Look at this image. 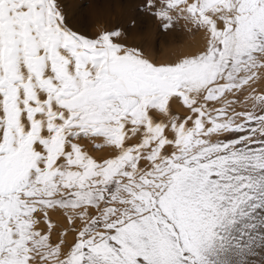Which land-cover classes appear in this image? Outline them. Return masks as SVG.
<instances>
[{"label": "snow or ice", "instance_id": "1", "mask_svg": "<svg viewBox=\"0 0 264 264\" xmlns=\"http://www.w3.org/2000/svg\"><path fill=\"white\" fill-rule=\"evenodd\" d=\"M133 7L196 45L0 0V264H264V0Z\"/></svg>", "mask_w": 264, "mask_h": 264}, {"label": "rangeland", "instance_id": "2", "mask_svg": "<svg viewBox=\"0 0 264 264\" xmlns=\"http://www.w3.org/2000/svg\"><path fill=\"white\" fill-rule=\"evenodd\" d=\"M69 18L74 29L87 35H94L100 26L109 29L120 27L128 31V43L142 47L146 54L160 61L175 60L191 50L196 36L178 30L174 37L159 30L154 22L137 15L133 5L138 0H65ZM136 19L138 27L128 30ZM194 36V37H193ZM192 37V38H191ZM94 155L99 153L94 152Z\"/></svg>", "mask_w": 264, "mask_h": 264}, {"label": "bare ground", "instance_id": "3", "mask_svg": "<svg viewBox=\"0 0 264 264\" xmlns=\"http://www.w3.org/2000/svg\"><path fill=\"white\" fill-rule=\"evenodd\" d=\"M193 37H194V36H193ZM191 38H192V37H191ZM197 40H198V37H196V39L193 40V41L190 43V45H191V44H192V45H196ZM192 48H194V46H193ZM192 48H191V49H192ZM176 58H177V56H176ZM87 147L89 148V150H91V145H87Z\"/></svg>", "mask_w": 264, "mask_h": 264}, {"label": "crops", "instance_id": "4", "mask_svg": "<svg viewBox=\"0 0 264 264\" xmlns=\"http://www.w3.org/2000/svg\"><path fill=\"white\" fill-rule=\"evenodd\" d=\"M195 39H196V37H195ZM195 39H194V40H195ZM190 43H191V42H190ZM190 43H189V44H190Z\"/></svg>", "mask_w": 264, "mask_h": 264}]
</instances>
